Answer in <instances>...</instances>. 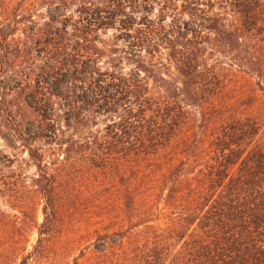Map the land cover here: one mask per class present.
I'll return each mask as SVG.
<instances>
[{
    "label": "trees",
    "instance_id": "trees-1",
    "mask_svg": "<svg viewBox=\"0 0 264 264\" xmlns=\"http://www.w3.org/2000/svg\"><path fill=\"white\" fill-rule=\"evenodd\" d=\"M263 91L264 0H0V138L38 242L109 195L94 264H264Z\"/></svg>",
    "mask_w": 264,
    "mask_h": 264
},
{
    "label": "rangeland",
    "instance_id": "rangeland-1",
    "mask_svg": "<svg viewBox=\"0 0 264 264\" xmlns=\"http://www.w3.org/2000/svg\"><path fill=\"white\" fill-rule=\"evenodd\" d=\"M261 97L264 98V91ZM0 147L16 160L11 166L0 168V186L5 187V194L0 191V264H21L23 256H26L25 264H94L87 245L91 241V237H88L95 229L89 228L95 218L93 211H97L96 205L109 195L106 197L101 191L93 197L87 190L84 195L77 191L72 192L71 196L65 191L61 192V219L55 229H48L38 242V230L33 219L40 223L43 214L42 200L30 185L35 167L23 163L25 166L21 172L22 175L26 174L27 183L22 185L19 161L26 154L7 146L1 138ZM105 191L109 192L110 189L107 187ZM111 197L115 199L112 194ZM20 200H25V210H20ZM31 205L34 206L33 211Z\"/></svg>",
    "mask_w": 264,
    "mask_h": 264
}]
</instances>
